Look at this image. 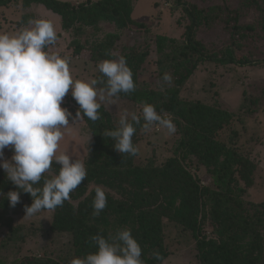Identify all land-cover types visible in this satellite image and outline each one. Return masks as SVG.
Here are the masks:
<instances>
[{"label":"trees","instance_id":"obj_1","mask_svg":"<svg viewBox=\"0 0 264 264\" xmlns=\"http://www.w3.org/2000/svg\"><path fill=\"white\" fill-rule=\"evenodd\" d=\"M25 1L26 4H41L56 13L64 29L72 27L76 21L90 23L96 19H111L119 27L129 22L142 25L130 19V7L114 0H98L89 6L87 3L75 6L62 0ZM176 3L188 18L184 42L177 45L170 40L172 44H168L169 49L165 48V38L159 36L157 49L162 56V66L169 65L178 72L177 85L166 95L152 96L151 92H146L142 99L156 100L157 111H165L173 116L180 131L178 154H182L183 158L193 156L199 165L211 172L219 190L201 187L181 163L179 156L157 165L153 160L137 164L132 159L133 155L118 153L113 147L114 141L105 135L118 126L113 124L110 115L101 106L99 120L93 122L84 117L92 135L84 161L87 176L70 193V200L50 210L51 228L68 232L75 256L83 257L95 251L90 240L92 235L99 233L107 237L117 229L126 227L131 229L133 237L140 244L141 259L145 264H162L169 254L163 235V222L168 220L192 231L200 264H264V218L255 213L258 206L242 201L243 187L237 178L247 162L235 145L238 138L236 118L233 113L217 106L199 100H184L179 96V86L200 61L240 66L261 61L241 51L247 48L249 38L264 39V0H243L242 7L253 10L255 14L254 22L246 24L240 23V6L215 4L199 7L184 0H176ZM218 20L229 34L228 42L221 49L210 51L196 39V32L200 26ZM99 47H95L94 54L101 55ZM106 50L107 56L112 57ZM141 56L144 57V54ZM143 57L139 56L140 61ZM119 95L134 99L137 96L133 92ZM147 103L151 104L149 100ZM134 127L137 131L142 127V122L134 124ZM58 167V164H53V174L58 172ZM91 185L94 187L89 189ZM95 186L102 187L107 196V206L98 216L92 215ZM10 190L20 191V202L12 207L7 198L0 196V216L9 210L25 208L32 202L31 196L16 189L0 168V192ZM202 193L207 203L202 202ZM200 212L207 216L215 229L214 237L201 236ZM154 251L159 252V259L153 256ZM16 264L62 263L27 256Z\"/></svg>","mask_w":264,"mask_h":264},{"label":"rangeland","instance_id":"obj_2","mask_svg":"<svg viewBox=\"0 0 264 264\" xmlns=\"http://www.w3.org/2000/svg\"><path fill=\"white\" fill-rule=\"evenodd\" d=\"M6 1L0 0V32L14 33L30 26L28 22L35 18L53 21L58 39L55 45L48 46L46 50L67 59L73 79L87 80L99 77L101 74L97 71L98 62L104 59H116L119 56L125 57L135 83V90L132 92L137 96L135 95L134 99L118 95L111 101L101 102L113 124L117 126L122 111L127 110L131 122L132 113L141 115L143 103L149 100L154 107L157 106L158 102L154 99H142L146 92H151L152 96L166 95L177 85L178 72L169 65L162 66L160 60L162 56L157 49L159 36L165 38V48L169 49L172 43L180 45L184 42L188 18L176 0H114L130 7V19L142 25L129 22L119 27L111 19H96L90 23L76 21L68 29L62 28L60 16L41 4H26L25 0ZM62 1H68L75 6L87 3L89 6L90 3L98 0ZM184 1L199 7L215 4L240 6L241 24L255 20L253 10L242 7L243 0ZM228 38L229 34L219 20L200 26L196 32V39L210 51L221 49L227 44ZM170 40L173 42L171 43ZM246 44L247 48L241 53L259 58L261 61L245 66L200 61L192 74L179 86V96L184 100H199L233 113L236 118L235 129L238 132L235 145L247 162L243 172L237 177L238 183L243 187L242 201L258 206L255 213L261 215L263 219L264 39L249 38ZM98 46L101 55L93 53ZM106 49L113 55L112 57L107 56ZM142 54L144 57L141 56ZM139 56L143 57L142 61ZM165 73L171 76V82L163 81L162 77ZM61 106L66 107L75 116L79 106L71 96V89ZM157 112L170 116L173 120L171 114L165 111ZM69 122L72 123L71 118ZM141 122L143 124L142 118ZM176 129L174 134L169 135L166 129L156 124L148 130L139 128L132 137L133 144L138 149L137 154L132 156L134 163L153 160L157 165H162L167 159L179 156L181 163L201 187L219 190L211 172L199 165L193 156L188 155L183 158L182 154H178L180 131L177 126ZM91 140L89 127L84 118L80 119L63 130L58 154L67 151L72 158L85 161ZM11 155V150L5 148L4 158H10ZM93 187L91 185L89 189ZM201 200L207 203L204 193ZM24 209L9 210L0 216V264H16L27 256L44 260L54 259L62 264H68L76 257L71 244V235L51 228L52 211L42 210L33 217H27L24 216ZM199 221L201 236L216 235L211 222L202 212ZM163 235L169 254L162 264H200L196 256L195 239L190 229L164 220ZM262 236L264 237V229Z\"/></svg>","mask_w":264,"mask_h":264},{"label":"clouds","instance_id":"obj_3","mask_svg":"<svg viewBox=\"0 0 264 264\" xmlns=\"http://www.w3.org/2000/svg\"><path fill=\"white\" fill-rule=\"evenodd\" d=\"M28 23L14 33L0 32V168L16 189L31 196L24 216L33 217L63 206L87 176L84 160L72 158L67 151L58 154L63 130L84 117L99 120L101 102L134 91L135 83L124 56L98 62L99 77L73 79L67 59L46 50L58 39L53 21L35 18ZM162 79L171 82L172 78L165 73ZM69 89L79 106L75 116L61 106ZM141 118L145 130L156 124L169 135L177 131L172 118L158 113L152 104L143 103L141 115L132 113L131 122L124 110L118 127L105 133L118 153L137 154L132 137L134 124H140ZM5 148L11 150L10 158H4ZM54 163L59 167L53 174ZM94 192L92 215L98 216L107 206V196L100 186ZM0 196L12 207L20 202V191L0 192ZM90 240L95 251L74 257L68 264H145L141 246L129 228L117 229L107 237L97 233ZM153 256L160 258L158 251Z\"/></svg>","mask_w":264,"mask_h":264}]
</instances>
